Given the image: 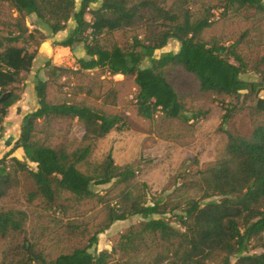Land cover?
<instances>
[{
    "label": "trees",
    "instance_id": "trees-1",
    "mask_svg": "<svg viewBox=\"0 0 264 264\" xmlns=\"http://www.w3.org/2000/svg\"><path fill=\"white\" fill-rule=\"evenodd\" d=\"M76 1L0 0V5L9 4L17 14L12 29L5 34L0 32V126L8 109L19 99L9 89L20 81L21 74L30 72L35 51L65 31L68 23H72L71 30L63 40L53 43L54 48L73 52L80 45L85 58L77 60L76 74L96 71L101 76L131 78L137 88V113L142 118L151 120L156 113L186 123L202 118L200 112L190 117L184 114L182 103L164 76L166 68L179 67L195 77L200 92L225 95L236 101L222 104L221 127L243 109L255 120L249 135L227 133L224 156L199 172V199L172 202L168 195L160 194L147 202L144 197L131 199L126 193L124 207L108 210L105 226L89 238L86 246L46 260L27 244V263L18 264H106L110 252L95 255L89 250L110 225L133 216L141 221L122 236L121 243L134 245L151 237L165 248L177 246L182 250L180 256L173 254L166 264H206L216 258L220 264H264V99L260 96L264 76L259 82L240 79L245 65L237 53L239 42L224 47L204 41L202 33L212 25L209 14L193 22L188 12L179 16L166 10L165 0H80L77 9ZM221 1L225 13L230 8L264 12V0ZM98 3L99 7L91 8ZM143 12H149L151 18L144 25L142 39L135 36L124 48L102 42L103 36L121 32L142 20ZM29 16L36 18L37 28L30 30L26 26ZM169 40L179 44L178 51L155 57V52ZM145 60L149 67L142 68ZM45 69L47 80L36 79L34 84L38 107L23 117L18 139L0 158V199L23 174L33 184L29 201L39 198L44 209L53 210L64 206L65 194L78 201L91 199L96 196L93 186L112 181L127 183L135 172L130 167L118 168L111 153L95 166L93 174L79 170V166L89 163L95 142L111 131L124 129L125 120L82 104L50 103L49 81L71 70L53 65L50 60ZM55 119L81 124L80 147L70 152L63 144L49 146L36 139V122ZM17 151L23 154L22 161L13 156ZM213 197L220 200H211ZM26 217L22 211L0 212V237L23 233ZM250 245L262 252L250 254Z\"/></svg>",
    "mask_w": 264,
    "mask_h": 264
},
{
    "label": "rangeland",
    "instance_id": "rangeland-1",
    "mask_svg": "<svg viewBox=\"0 0 264 264\" xmlns=\"http://www.w3.org/2000/svg\"><path fill=\"white\" fill-rule=\"evenodd\" d=\"M133 1V0H131ZM80 0L76 1V9ZM100 3L91 6L99 7ZM221 0H165L164 8L181 16L188 12L191 21L211 16L212 25L202 33L204 41L228 47L239 42L237 53L243 60L245 71L240 79L259 82L264 76V12L230 8L223 12ZM17 14L7 3L0 5V32L11 30ZM151 18L149 12L142 13V20L121 32L102 37L107 46L126 47L137 36L142 39L145 23ZM87 20L90 17L86 16ZM26 26L37 28L34 16L26 17ZM72 28L50 38L36 51L35 60L29 73L21 74L20 81L9 91L18 96V101L8 109L0 126V158L16 141L24 116L38 107L34 84L36 79L46 81L45 64L68 68L63 76L49 81L47 99L52 104H82L100 110L107 115H117L125 120V128L111 131L106 137L95 142L87 165L79 170L87 175L111 153L114 164L122 169H134V177L127 183L112 181L108 185L93 186L94 198L75 200L68 194L63 196L64 206L46 210L39 198L29 201L33 191L31 180L25 175L17 176V185L0 199V212L22 211L26 214L23 233H9L0 237V264L26 262L25 246L28 244L41 253L46 260H53L61 254L71 253L87 245L106 224L109 209L124 207V197H144L147 202L163 194L172 202L185 199H199L197 182L200 174L224 156L227 133L249 135L254 116L247 109L236 111L228 123L221 127L223 106L236 101L225 95L202 93L195 77L179 67L164 70L167 82L175 90L188 117L200 112L202 118L189 123L167 119L156 113L151 120L142 118L135 105L137 88L131 78L120 75H98L96 71L76 74L77 60L85 58L80 45L74 51L54 48L53 43L63 40ZM179 44L169 40L167 45L155 52V57L164 53H176ZM149 67L145 60L142 68ZM264 99V91L260 94ZM36 139L49 146L63 144L68 151L80 147L83 128L76 120L55 119L48 123L39 120L35 124ZM23 160L21 151L13 155ZM33 168V166H31ZM211 200H220L213 197ZM141 218L128 217L116 221L98 235V242L89 252L111 253L106 264H166L173 254H182L177 246L165 248L161 242L148 237L145 241L124 246L122 236L138 224ZM173 226H177L175 223ZM262 249L250 245V254H259ZM234 260H232V263ZM27 263V262H26ZM206 264H220L219 258Z\"/></svg>",
    "mask_w": 264,
    "mask_h": 264
},
{
    "label": "water",
    "instance_id": "water-1",
    "mask_svg": "<svg viewBox=\"0 0 264 264\" xmlns=\"http://www.w3.org/2000/svg\"><path fill=\"white\" fill-rule=\"evenodd\" d=\"M7 96H8V94L4 95V96L2 97V99L6 98Z\"/></svg>",
    "mask_w": 264,
    "mask_h": 264
}]
</instances>
